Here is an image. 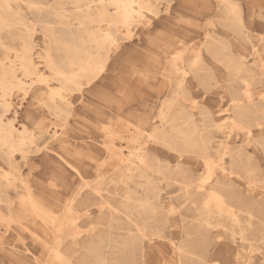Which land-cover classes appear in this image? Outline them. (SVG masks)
I'll return each mask as SVG.
<instances>
[{
	"label": "bare ground",
	"instance_id": "6f19581e",
	"mask_svg": "<svg viewBox=\"0 0 264 264\" xmlns=\"http://www.w3.org/2000/svg\"><path fill=\"white\" fill-rule=\"evenodd\" d=\"M158 1L0 0V159L7 166L1 169L0 165V226L19 238L21 234H29L45 251L42 257L27 244L19 248L0 235L1 249L9 264H26L22 258L31 259V264H151L149 249L164 245L175 231L170 225L169 210L160 198L164 182L179 186L190 200L195 215L183 227L184 238L175 244L177 263L163 256L161 264H242L239 251L231 255L232 245L253 244L264 239V198L241 183L250 175V170H240L238 149L243 146L232 144L237 141L233 140V134L249 133V118L257 111L250 103L238 101L227 134L216 117L221 111H212L202 104V117L198 120L178 96L179 92L186 91L189 72L209 86L217 85L220 82L216 74L218 64L228 70L231 81L242 79L244 73L254 81L252 66L244 57L237 58L225 37L214 28L206 31L202 39L196 35L200 43L198 50H203L210 60L203 55L198 64L191 62L186 70L171 64L168 74L171 87L161 102L159 121L150 123V130L138 125L134 128L144 136L141 142H136L134 136L128 138L130 150L126 153L123 147L127 146L116 141L125 138L118 134L132 129L123 126L107 134L104 142L107 155L97 165L98 178L94 184L86 182L90 191L78 190L66 202H55L36 190L22 172L23 165L16 155L27 162L31 153L38 152L36 148L43 135L26 125L18 128L16 116L8 117L13 92H26L35 83H45L49 89L46 107L50 114L61 117L70 113V95L95 83L108 68L119 40L131 37L134 24L148 19L149 15L155 20L161 17ZM221 4V25L238 36H254V27L247 25V15L238 0H223ZM213 26L210 19V27ZM38 32L43 40L40 51L36 49ZM181 36L184 42L189 33ZM260 39L264 40V35ZM181 53L179 49L176 57ZM37 59L44 62L49 74L41 70ZM51 81L59 86L54 87ZM214 128L226 133L215 151ZM57 137L54 132L48 139ZM150 144L171 152L176 161L172 164L169 159L154 154ZM72 146L75 155L99 161L92 148H80L73 143ZM46 149L48 156L54 151L51 146ZM63 151L56 154L57 160L85 179L68 160L70 154ZM226 155L230 157L228 165L222 161ZM186 157L201 163V171L188 165ZM104 167H109L111 175L106 176L109 172H104ZM216 169L222 175L215 178ZM58 175L66 180L61 171ZM115 175L124 190L118 205L101 187L107 180L113 181ZM19 187L23 193L18 200L10 192ZM93 196L102 205L103 217H108L105 224L98 221L100 217L89 222L77 218L76 213L87 207V200ZM252 235H259V239L251 238ZM215 242L219 246L212 252L210 247ZM225 253V260L216 258Z\"/></svg>",
	"mask_w": 264,
	"mask_h": 264
},
{
	"label": "rangeland",
	"instance_id": "374dc122",
	"mask_svg": "<svg viewBox=\"0 0 264 264\" xmlns=\"http://www.w3.org/2000/svg\"><path fill=\"white\" fill-rule=\"evenodd\" d=\"M222 1L159 0L162 9L161 17L155 20L149 15L148 19L134 24L131 37L119 40L118 48L112 54L108 68L99 75L95 83L80 91H74L70 95L72 104L68 114L61 117L50 114L46 107L49 89L45 83H35L33 88L26 92L21 90L13 92L11 96L13 105L7 113L8 117L16 116L15 124L16 126L20 124L18 128L26 125L31 129L35 128L37 133L43 135L36 148L38 152L31 153L27 162H23L19 154L16 155L23 165L22 172L29 177L36 190L60 203L69 200L78 190L90 191L86 182L94 184L98 178L97 165L102 163L107 155L104 149L107 134L114 128L119 129L123 126L126 129H132L118 134H122L125 138L116 141L118 145L127 146L123 147L126 153L130 150L128 138L134 136L136 142H141L144 136H140L134 128L138 125L140 128L150 130V123L159 121L161 102L169 94L171 87L168 76L171 64H176L181 70L189 69L191 62L198 64L200 58L206 55L203 50H198L199 39H202L204 33L210 28H214L228 41L232 53L237 58L244 57L248 65L252 66L255 71L254 81L250 80L247 73L241 75L242 79L231 81L228 70L218 64L216 74L220 82L217 85L209 86L193 72H189L186 91L179 92L178 96L182 104L198 120L202 117L200 114L202 104L212 111H221L216 117L223 123L222 131H226L227 134V127L233 123L230 117L234 116L236 111L234 105L240 100L252 105L257 112L249 118L251 130L244 136L233 134V140L237 139V141L232 144L243 146L242 149H238L240 158L237 163L240 170L243 172L250 170V175L241 183L245 188L252 189V192L264 198V40L260 39L264 35V0H238L247 15V25L254 27V36L249 38L238 36L219 23V18L222 17ZM210 19L213 20V27H210ZM184 32H188L189 36L185 37L183 42L181 34ZM196 35L200 38H196ZM36 43V49L40 51L43 40L39 32ZM179 49L183 53L176 57ZM206 57L209 59L207 55ZM37 60L41 70L49 74L44 62ZM50 83L54 87L59 86L56 81ZM109 123L113 126L105 127ZM222 131L214 128V134L217 135L213 142L214 151L218 148L220 143L218 141L224 137L223 134H226ZM54 132H57L58 137L54 140L48 139ZM72 143L80 148H92L99 161H91L87 157L75 155ZM47 146H51L54 150L50 152V156H48ZM150 147L154 149L152 150L154 154L169 159L172 164L176 161L174 154L166 149L155 148L152 144ZM62 149L70 154L67 156L68 160L80 170L85 179L71 168L62 165L59 159L57 160L56 154L64 153ZM185 159L195 171H201V163L191 157ZM222 161L227 164L230 157L226 155ZM0 165L1 169L7 168L1 159ZM108 169L109 167L106 169L104 167L102 170L107 172ZM58 171H61L66 180L58 175ZM108 172L106 176L111 175V171ZM221 175L220 169H216L215 178ZM118 180V176L115 175L113 181L107 180L101 185L104 189L103 193L115 205L119 204L124 192L123 185L117 183ZM233 184L238 185V183ZM161 187V202L169 210L170 225L175 231L164 245H155L149 249L150 263L161 264L160 259L163 256L166 260L177 263L178 254L175 244L178 245L184 238L183 227L189 224L195 211L179 186L164 182ZM10 193L19 200L23 191L19 187L18 190H11ZM98 202L95 196L90 197L87 200V207L84 206L76 213L77 218L89 222L91 219L100 217L98 221L105 224L108 217H103L100 212L102 205ZM4 228L5 226H0V235L4 240L15 243L19 248L27 244L35 254H41L42 257L45 255L40 244L34 242L35 240L29 234H19L21 236L19 238L16 233L5 232ZM222 236L227 239L225 235L222 234ZM258 236L252 235L251 238L256 240L259 239ZM263 245L264 239L255 241L253 244L245 243V245L237 242L236 245H232L230 252L234 255L239 251L242 264H264ZM218 246L215 242L210 249L212 252L217 251ZM4 255L0 245V264H9ZM226 257V253L216 256L221 260H225ZM22 259L26 264L32 263L31 259Z\"/></svg>",
	"mask_w": 264,
	"mask_h": 264
}]
</instances>
